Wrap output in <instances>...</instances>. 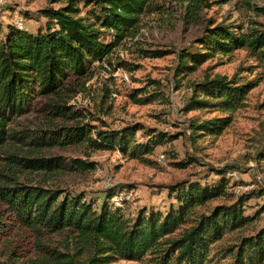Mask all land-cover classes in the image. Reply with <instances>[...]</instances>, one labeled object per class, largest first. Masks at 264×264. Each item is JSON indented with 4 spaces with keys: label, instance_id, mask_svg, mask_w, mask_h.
Here are the masks:
<instances>
[{
    "label": "trees",
    "instance_id": "1",
    "mask_svg": "<svg viewBox=\"0 0 264 264\" xmlns=\"http://www.w3.org/2000/svg\"><path fill=\"white\" fill-rule=\"evenodd\" d=\"M59 7H47L40 11L46 17L45 27L36 31L19 29L13 24L6 27L0 22V148L11 138V123L28 112L36 99L59 93L71 77H84L96 62H111L113 50L137 31L141 17L152 10V0H53ZM187 14L184 19L192 22L211 0H184ZM227 1V0H226ZM94 7L85 15L80 4ZM257 13L264 7L251 5ZM253 21L247 27L242 24L216 22L208 19L202 36L193 46L180 50L140 49L144 57L177 55L175 75L192 72L199 65L216 56L231 55L245 49L256 60L249 68L251 73L262 68L264 73V27ZM107 31L110 41L102 39ZM126 63H119L124 66ZM129 70L130 67L128 68ZM257 85L256 79H245L239 73L232 77L217 74L193 83V93L184 110L211 109L221 115L209 119H192L190 128L194 140L203 135H218L233 121L234 113L245 106L246 96ZM136 103H147L138 94H130ZM110 87H103L99 112L109 114L112 103ZM67 104H46L41 111L54 116L71 118L81 116L80 110H72ZM46 109V110H44ZM86 123H72L57 127L38 128L29 142L37 147H69L85 145L91 150L118 149L132 157L152 154L155 146L165 141L166 135L158 133L147 142H138L136 132L140 125L122 129H110L97 112H88ZM100 120L101 125L92 123ZM180 133L170 139H176ZM17 136V134L15 135ZM29 138V135L19 137ZM264 160V149L258 153ZM8 159L30 171L51 173L57 170L86 172L94 163L81 157L9 155ZM179 161V167H187L191 161ZM230 169V168H229ZM229 169L217 168L221 179L216 183L184 181L167 187L175 194L177 204L166 212L143 208L136 217H130L116 206L112 198L119 191L108 189L104 200L87 199L84 193L61 187L23 183L9 179L0 184V200L6 205L8 221L12 225L35 231L34 236L67 230L75 237L71 251L48 249L29 257L37 239L25 240L15 252L22 264H112L120 260L144 262V264H207L213 245L228 233L243 230L254 222L260 211L245 213V203L252 195H264V189L239 195L233 199L227 191L229 184L225 174ZM228 197V202L214 206L208 212L199 213L196 208L208 201ZM232 200V201H231ZM1 222V221H0ZM3 222L0 224V230ZM86 252L85 257H81ZM232 257L230 264H264V226L256 232L242 234L226 248ZM26 262V263H25ZM4 264V263H0Z\"/></svg>",
    "mask_w": 264,
    "mask_h": 264
},
{
    "label": "rangeland",
    "instance_id": "2",
    "mask_svg": "<svg viewBox=\"0 0 264 264\" xmlns=\"http://www.w3.org/2000/svg\"><path fill=\"white\" fill-rule=\"evenodd\" d=\"M0 22L6 27L13 24L19 29L36 31L45 27L46 17L40 11L47 7H59L61 2L53 0H0ZM210 7H204L192 22H187L186 1L152 0L148 11L141 17L140 26L126 37L111 54V62H96L84 77H71L57 94L40 97L32 108L14 119L11 125V138L0 148V184L9 179L23 183L40 184L49 187H61L69 191L84 193L87 199L104 200L108 189L117 187L119 191L112 198L116 206L130 217H136L143 208L166 212L177 204L175 194L168 185L199 181L202 184L216 183L221 176L217 168L229 169L225 177L230 197L251 195L256 189H264V160L257 153L264 149V73L256 68V60L245 49L231 55L217 54L197 67L195 71L175 75L178 63L176 53L164 57H144L140 49L180 50L193 46L202 36L208 19L216 22L242 24L247 27L253 21L258 27H264V12L257 13L249 4L264 7V0H211ZM85 15L94 6L80 4ZM18 19H25L26 25L18 26ZM102 39L110 41L111 34L104 31ZM126 63L118 66L119 63ZM130 67L131 70L128 68ZM239 73L245 79H256L257 85L246 96L245 106L234 113L232 123L218 135H203L194 140L190 128L192 119L204 120L221 115L211 109L185 111L184 108L193 93V83L203 81L207 76L217 74L232 77ZM112 91L109 114L99 112L103 87ZM150 99L147 103H136L130 94ZM67 104L72 110L83 114L71 118L54 116L41 111L46 104ZM46 110V109H44ZM97 112V116L106 122L110 129H122L129 125H140L136 139L147 142L158 133L166 135L162 144L155 146L152 154L132 157L118 149L91 150L85 145L69 147H37L29 142L38 128L57 127L72 123H86L91 119L88 112ZM92 123L101 125L100 120ZM180 133L178 138L170 139ZM17 134V136H15ZM23 135H29L20 139ZM9 155L28 157H81L94 163L95 167L86 172L57 170L51 173L23 169L8 159ZM191 161L187 167L175 163ZM113 183V185H111ZM228 197H219L208 201L196 210L208 212L220 203L228 202ZM232 201V200H231ZM259 217L243 230L228 233L213 245L207 264H230L232 257L226 248L234 244L242 234L256 232L264 226V195H252L245 203L246 214ZM6 205L0 200V263L22 264L15 252L23 247L25 240H36L35 231L8 221ZM38 244L32 245L34 252L29 257H37L38 252L48 249L71 251L75 247V237L67 230L39 235ZM86 252L82 254V258ZM26 263V262H25ZM112 264H144V262L120 260Z\"/></svg>",
    "mask_w": 264,
    "mask_h": 264
},
{
    "label": "built area",
    "instance_id": "3",
    "mask_svg": "<svg viewBox=\"0 0 264 264\" xmlns=\"http://www.w3.org/2000/svg\"><path fill=\"white\" fill-rule=\"evenodd\" d=\"M2 4H4V3H1V2H0V6H1ZM18 23H23L24 25H26V21H25V19H18ZM111 185H113V183H111Z\"/></svg>",
    "mask_w": 264,
    "mask_h": 264
},
{
    "label": "bare ground",
    "instance_id": "4",
    "mask_svg": "<svg viewBox=\"0 0 264 264\" xmlns=\"http://www.w3.org/2000/svg\"><path fill=\"white\" fill-rule=\"evenodd\" d=\"M23 23H18V26L20 27V28H22L23 27Z\"/></svg>",
    "mask_w": 264,
    "mask_h": 264
}]
</instances>
